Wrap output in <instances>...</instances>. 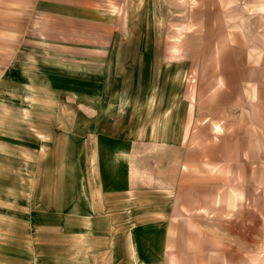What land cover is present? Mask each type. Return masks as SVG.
Listing matches in <instances>:
<instances>
[{"label":"rangeland","instance_id":"374dc122","mask_svg":"<svg viewBox=\"0 0 264 264\" xmlns=\"http://www.w3.org/2000/svg\"><path fill=\"white\" fill-rule=\"evenodd\" d=\"M0 264H264V0H0Z\"/></svg>","mask_w":264,"mask_h":264}]
</instances>
